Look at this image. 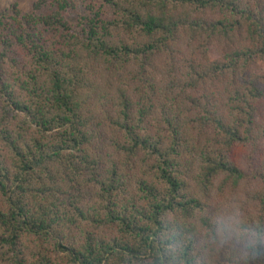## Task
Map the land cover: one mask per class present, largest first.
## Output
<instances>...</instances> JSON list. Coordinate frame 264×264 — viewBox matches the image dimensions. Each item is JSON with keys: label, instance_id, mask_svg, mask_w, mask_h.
<instances>
[{"label": "trees", "instance_id": "1", "mask_svg": "<svg viewBox=\"0 0 264 264\" xmlns=\"http://www.w3.org/2000/svg\"><path fill=\"white\" fill-rule=\"evenodd\" d=\"M264 0H0V264H264Z\"/></svg>", "mask_w": 264, "mask_h": 264}, {"label": "clouds", "instance_id": "2", "mask_svg": "<svg viewBox=\"0 0 264 264\" xmlns=\"http://www.w3.org/2000/svg\"><path fill=\"white\" fill-rule=\"evenodd\" d=\"M209 239L222 246L238 244L241 257L248 259L264 244V224L249 223L240 213L226 209L217 215Z\"/></svg>", "mask_w": 264, "mask_h": 264}]
</instances>
